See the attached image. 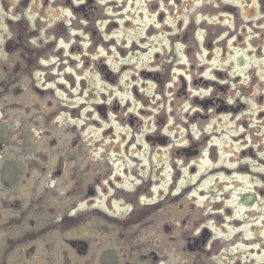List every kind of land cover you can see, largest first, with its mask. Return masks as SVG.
<instances>
[{
  "label": "flooded vegetation",
  "instance_id": "flooded-vegetation-1",
  "mask_svg": "<svg viewBox=\"0 0 264 264\" xmlns=\"http://www.w3.org/2000/svg\"><path fill=\"white\" fill-rule=\"evenodd\" d=\"M248 2L263 22L264 0ZM127 25L117 0H0V264H253L260 255L252 234L264 189L218 178L247 181L248 169H217L216 186L201 190L204 176L173 159L196 157V144L173 151L165 171L141 168L142 147L168 148L177 133L167 129L187 122L142 107L140 74L118 90L127 99L109 95L125 70L110 63L125 49L113 34ZM82 97L92 103L78 105ZM216 100L200 106L235 112Z\"/></svg>",
  "mask_w": 264,
  "mask_h": 264
},
{
  "label": "rangeland",
  "instance_id": "rangeland-1",
  "mask_svg": "<svg viewBox=\"0 0 264 264\" xmlns=\"http://www.w3.org/2000/svg\"><path fill=\"white\" fill-rule=\"evenodd\" d=\"M117 1L129 25L113 34L125 49L121 56H116L117 61L111 59L110 63L115 62L120 67L125 64V70L118 87H109V95L118 101L127 99L128 96H121L118 90L124 89L129 75L140 74L138 86L142 107L154 112L169 107L168 111L176 117L175 123L181 118L187 122L184 127L167 129L168 135L177 133L176 137L173 134L168 148L143 146L141 168L148 170L150 165L152 169L165 171L172 162L173 151L180 146L196 144V157L182 160L173 155V159L176 169L194 167L204 176L201 190L208 191L216 186L217 169L235 170L238 166L251 172L247 181L239 175L218 178L234 181L245 191L257 187L264 189V178L258 177L264 176L262 15L258 11L251 12L248 0ZM111 50L116 52L114 47ZM180 75L186 89L182 87ZM173 81H176L178 94L171 93L168 88ZM94 89L98 91L95 85ZM215 98V107L230 106L235 112H221L216 116L213 109L204 110L200 106ZM81 103L89 106L92 100L78 98L77 104ZM165 111L160 117L167 120ZM196 113L207 119L197 117L193 121L191 117ZM148 125L144 122L142 135L151 131ZM243 151L246 154L242 155ZM188 182L193 184L195 178L190 177ZM255 202L252 240L254 249L259 247L261 251L259 256H253V264H260L264 261V225L261 224L264 222V198L257 196ZM230 203L235 207V217H241L246 211L237 205L235 198ZM260 227L262 230L258 231Z\"/></svg>",
  "mask_w": 264,
  "mask_h": 264
}]
</instances>
